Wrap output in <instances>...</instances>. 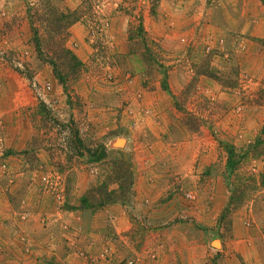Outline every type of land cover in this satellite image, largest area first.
Here are the masks:
<instances>
[{
	"label": "rangeland",
	"instance_id": "obj_1",
	"mask_svg": "<svg viewBox=\"0 0 264 264\" xmlns=\"http://www.w3.org/2000/svg\"><path fill=\"white\" fill-rule=\"evenodd\" d=\"M65 48L81 65L64 90ZM137 163L167 170L177 212L108 223L91 252L93 214L135 208ZM110 190L72 235L61 213ZM172 223L213 232L198 264H264V0H0V264H185L150 237Z\"/></svg>",
	"mask_w": 264,
	"mask_h": 264
},
{
	"label": "crops",
	"instance_id": "obj_2",
	"mask_svg": "<svg viewBox=\"0 0 264 264\" xmlns=\"http://www.w3.org/2000/svg\"><path fill=\"white\" fill-rule=\"evenodd\" d=\"M74 28L77 29V26H74ZM145 165V166H144ZM133 184H131V198L135 202V208L132 209H125L122 211L120 205L114 204L111 207H107L106 209H102L103 211H99L98 213L93 214L90 226H92V232L89 235L94 238L93 244H89L88 247H92L91 252H98L101 247V240H102V233L104 230V227L109 223V226L112 228V233L115 236H118L122 233H128L131 231L132 224L130 217L133 215H137V217H152L153 219L158 220H164L169 221L170 217L174 216V213L177 212L173 201H168L162 203L161 201L165 200L166 195H170L171 192L174 191V182H168L170 174L167 172V170H161L158 169H151L148 168V163L146 164H140L137 163V165H133ZM186 172H189V170H186ZM167 173V175H166ZM185 172H181V170H178V174H183ZM190 173V172H189ZM174 174V169H173ZM183 177H188L186 174ZM186 186L189 188V180H184ZM177 184V183H176ZM171 198H174V195H172ZM170 204V205H169ZM172 204V205H171ZM179 204L177 209L179 212H186L189 214V210L191 211V208L189 206H186L184 208V205ZM191 207V206H190ZM184 210H181V209ZM70 209V214H62L63 219L65 220V223L68 227L72 229L71 234L72 235H80L81 231L79 230V221L78 218L80 217L79 210H72ZM110 215V216H109ZM109 216V217H108ZM58 217V216H57ZM111 217V218H110ZM93 222V223H92ZM61 221L58 222V226H61ZM50 227L51 222L47 223ZM46 224V227H48ZM186 229V230H185ZM156 231V230H154ZM35 233L32 234L33 238H38V240H47V236L44 231H41L39 234ZM57 234L52 235L51 239V248L56 250L59 254L66 252L68 245L73 244V242L68 243V238L70 239L71 236H68V231L65 230H58L56 232ZM151 234H153L151 232ZM213 235V232L208 231V233L204 236V232L198 233L196 237L191 236V231H187V227H179L178 224L172 223L168 226H166L163 230L158 231V233H154V235L150 236L155 244L160 245V248H163V251H165L166 248L174 249V247L177 245L178 247H182V249H178L177 252L180 254L185 252L187 253L186 256L182 257L180 260L182 262H185V264H198V257L200 254L204 253L206 250L208 237H211ZM83 236V235H81ZM96 238V239H95ZM56 242L52 245L53 241ZM75 241V240H74ZM38 242V241H37ZM87 242H89L87 240ZM46 244V250L50 249V241H48ZM93 245V246H91ZM112 248L114 247V244H110ZM108 247V245H107ZM48 248V249H47ZM90 250V248H88ZM238 251V250H237ZM230 251H225L224 254L226 255ZM239 252V251H238ZM49 253V252H47ZM235 253L236 250H235ZM240 253V252H239ZM191 254V255H190ZM195 254V256L193 255ZM241 254V253H240ZM174 257V263H175V256ZM67 259H64L61 261L64 264H84L83 260L79 259L77 260L73 255L66 257ZM168 263H165L164 259H156V261L153 264H172L173 262L165 258ZM230 259L229 261H231ZM36 263V262H35ZM94 264H103L101 262H95Z\"/></svg>",
	"mask_w": 264,
	"mask_h": 264
},
{
	"label": "trees",
	"instance_id": "obj_3",
	"mask_svg": "<svg viewBox=\"0 0 264 264\" xmlns=\"http://www.w3.org/2000/svg\"><path fill=\"white\" fill-rule=\"evenodd\" d=\"M60 59V58H59ZM52 64V67L55 66L54 62H50ZM62 66H64L63 68L65 69L66 72H55L53 73L55 78L58 80V82L61 84L62 88L65 90L66 89V84L69 80H74L77 77V73H78V69L80 67V62H78L77 58L73 55V53L71 51H69L68 49H63V59H62ZM64 71V70H63ZM253 149V148H252ZM227 153V160H226V166L229 169H232L234 166V162H232L231 156L233 155V150L231 147L228 148V150L226 151ZM121 164V163H120ZM123 165V164H122ZM120 170H123V167L119 168ZM128 174V173H127ZM120 173H118L114 179L117 180L119 179ZM131 174L129 172L128 177H130ZM121 177V176H120ZM126 178V175H125ZM116 185L119 187V184L116 183ZM130 186V184H129ZM99 195H103L102 192L98 191ZM115 193L114 190H110L106 195L105 198H103L102 200H94V201H90V198H86L84 196L81 197L80 201H79V206L77 207L78 210L81 209H86V208H91L90 205L94 202L95 203V208L99 209L102 206H104L105 204L112 202V200L114 199L112 197V195ZM89 203V204H88Z\"/></svg>",
	"mask_w": 264,
	"mask_h": 264
},
{
	"label": "bare ground",
	"instance_id": "obj_4",
	"mask_svg": "<svg viewBox=\"0 0 264 264\" xmlns=\"http://www.w3.org/2000/svg\"><path fill=\"white\" fill-rule=\"evenodd\" d=\"M215 245H217V243H215Z\"/></svg>",
	"mask_w": 264,
	"mask_h": 264
}]
</instances>
